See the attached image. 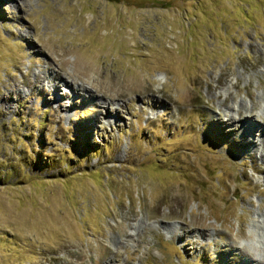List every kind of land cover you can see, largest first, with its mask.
Wrapping results in <instances>:
<instances>
[{
  "label": "rangeland",
  "instance_id": "obj_1",
  "mask_svg": "<svg viewBox=\"0 0 264 264\" xmlns=\"http://www.w3.org/2000/svg\"><path fill=\"white\" fill-rule=\"evenodd\" d=\"M262 108L264 0H0V264L264 263Z\"/></svg>",
  "mask_w": 264,
  "mask_h": 264
},
{
  "label": "bare ground",
  "instance_id": "obj_2",
  "mask_svg": "<svg viewBox=\"0 0 264 264\" xmlns=\"http://www.w3.org/2000/svg\"><path fill=\"white\" fill-rule=\"evenodd\" d=\"M246 102H242V101H240L239 102V105H240V108L241 107H244V106H246ZM103 106V105H102ZM237 106H238V103H237ZM236 106V107H237ZM232 109L233 110H235V108L234 107H232ZM262 110H263V108H262ZM264 111V110H263ZM107 113H110V111H109V109L107 108V111H106ZM251 112V111H250ZM253 112V111H252ZM237 114H238V112H237ZM255 114V113H254ZM235 116H236V114H232V115H230L227 119L228 120H232L233 121V119L235 118ZM264 116V115H263ZM237 120H235V122H236ZM234 122V123H235ZM240 122H241V126H236V128L238 129H243V128H245V127H247V128H250V131H251V136H254L255 134H256V132L258 131H255L254 130V127L256 126H252L249 122H247V121H245V120H239L238 121V123L240 124ZM251 128L253 129V130H251ZM261 133V137L260 138H258V140H257V142H255L254 140H253V142H251V144H259L260 145V147L262 148V151L261 152H264V129H263V131H261L260 132ZM251 140V139H250ZM252 141V140H251ZM261 156L263 157L264 156V154H261ZM262 242V241H261ZM261 244H259V246H260ZM246 247H248V246H246ZM250 248L252 247V246H249ZM261 247H262V250L264 251V242H263V245H261ZM242 248H243V246H242ZM244 252H246V248H244V250H243ZM251 258H253L252 256H251ZM257 264H264L263 263V261H260V262H258V260L256 259V261H255Z\"/></svg>",
  "mask_w": 264,
  "mask_h": 264
}]
</instances>
